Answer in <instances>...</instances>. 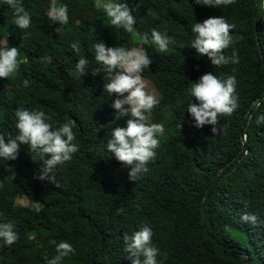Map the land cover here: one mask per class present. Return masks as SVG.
Here are the masks:
<instances>
[{"label": "trees", "instance_id": "obj_1", "mask_svg": "<svg viewBox=\"0 0 264 264\" xmlns=\"http://www.w3.org/2000/svg\"><path fill=\"white\" fill-rule=\"evenodd\" d=\"M50 2L20 0L34 36L15 25L13 9L0 0V47H17L21 61L12 77L0 78V134L6 142L18 134V108L43 111L54 129L76 122L73 143L79 151L57 166L54 182L39 179L44 162L27 146L16 160L0 159V223L13 224L19 236L11 247L0 241V264H47L45 256L57 255L62 241L75 253L61 264H132L124 234L144 226L160 250L158 264H264V122L257 123L264 117V0L220 8L196 0H114L127 3L136 17L132 34L110 26L95 0H61L68 6L67 25L48 18ZM220 16L234 26L225 55L235 50L240 62L214 67L191 47V29ZM153 28L171 38L166 53L143 40V33L150 40ZM96 42L141 47L152 60L141 75L159 92L149 115L151 123L164 125V134L136 182L107 150L111 130L127 127L131 116H119L112 106L117 96L104 91ZM80 58L89 61L83 77L76 73ZM97 68L100 74L93 75ZM209 72L237 82L238 107L219 117L218 135L211 125L194 127L187 112L189 87ZM22 196L40 209L17 205ZM243 213L258 222H243Z\"/></svg>", "mask_w": 264, "mask_h": 264}, {"label": "clouds", "instance_id": "obj_2", "mask_svg": "<svg viewBox=\"0 0 264 264\" xmlns=\"http://www.w3.org/2000/svg\"><path fill=\"white\" fill-rule=\"evenodd\" d=\"M13 9L14 23L26 30L31 26V16L25 11L20 0H4ZM236 0H196L197 4L209 8L230 6ZM97 10H102L108 18L109 24L115 28H122L127 33H134L136 17L127 3H117L114 0H95ZM48 18L59 25L69 22L68 6L58 4L51 0L47 11ZM234 26L229 24L223 16L210 17L203 22H196L192 26L195 35L191 47L199 54L209 57L214 67H224L229 64H238L239 55L234 50L231 55H225V50L231 47L233 41L230 35ZM60 31L59 28L56 29ZM143 40L154 45L158 53H166L171 38L163 35L153 28L149 40L148 33H143ZM75 53L79 54L80 47L77 43L71 45ZM95 62L102 66L104 91L110 96L115 94L117 99L113 108L119 116L130 114L127 127H116L110 132L107 150L114 154L117 161L130 168L129 179L138 181L148 171V163L155 157V149L159 147L164 134V125L149 123L150 113L158 106L159 101L146 89V84L141 73L149 68L152 60L145 49L141 47H107L103 42L94 45ZM19 49L17 47H0V78H10L20 66ZM89 61L80 58L76 63V73L80 76L87 74L86 66ZM93 75L100 74V69H94ZM236 78L232 75L218 77L211 72L200 77L188 89V95L193 99L187 106V112L194 119V127L202 129L211 125L213 135H218L221 129L220 116H230L237 109ZM30 86V81L24 79L23 87ZM196 101V102H193ZM16 129L18 134L5 141V136L0 134V159L5 161L16 160L22 145L28 151L35 153L44 162V168L39 179L55 181V169L59 165L71 162L73 155L79 151L77 144L73 143L76 135L73 131L74 120L65 122L53 128L48 122V117L43 111H29L17 109ZM264 122V117L257 123ZM226 132V130H225ZM35 159V157H33ZM49 173H52L49 176ZM241 220L245 223L256 224L258 217L254 214L243 213ZM153 232L144 226L131 235L124 234L125 251L132 264H158L157 256L160 250L152 244ZM19 239L11 223H0V241L3 245L11 247ZM56 253L52 259L45 256L47 264H61L65 257L75 253V249L68 242H60L56 246Z\"/></svg>", "mask_w": 264, "mask_h": 264}, {"label": "rangeland", "instance_id": "obj_3", "mask_svg": "<svg viewBox=\"0 0 264 264\" xmlns=\"http://www.w3.org/2000/svg\"><path fill=\"white\" fill-rule=\"evenodd\" d=\"M61 0H57V3L59 4ZM25 33H31L32 35L36 36L37 34L32 30L31 27H29L28 29L25 30ZM143 78V77H142ZM145 84H146V91L149 94H152L156 97V99L159 97V92L156 89L155 85L148 79L143 78ZM149 123H151V121L149 120ZM16 204L19 206H25L34 210H39L40 206L34 202L32 199L27 198V197H18L16 199Z\"/></svg>", "mask_w": 264, "mask_h": 264}]
</instances>
